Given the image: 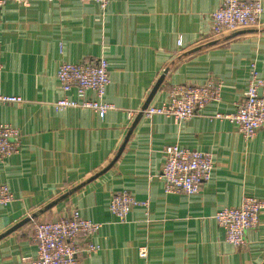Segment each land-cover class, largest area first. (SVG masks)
Listing matches in <instances>:
<instances>
[{"label":"crops","instance_id":"crops-1","mask_svg":"<svg viewBox=\"0 0 264 264\" xmlns=\"http://www.w3.org/2000/svg\"><path fill=\"white\" fill-rule=\"evenodd\" d=\"M222 2L112 0L102 10L95 3L30 0L0 11V93L24 101L0 104V123L21 136L19 152L0 162V184L14 196L0 206V236L34 215L53 221L77 210L101 224L100 251L81 264H264V212L242 249L226 241L214 218L244 197L264 199V130L246 140L229 120L215 117L235 113L253 64L264 78V0L258 26L228 34L215 33L211 21ZM101 58L111 77L104 102L115 109L103 118L83 107L57 108L64 97L59 66ZM163 76L150 105L167 103L176 87L209 80L222 84L221 100L188 122L148 120L142 111ZM66 96L79 104L97 100L91 91L85 99L75 91ZM173 145L213 156L215 170L201 193H165L160 176ZM123 191L149 203L125 223L109 210ZM34 226L30 221L0 239V264L36 256Z\"/></svg>","mask_w":264,"mask_h":264},{"label":"built area","instance_id":"built-area-1","mask_svg":"<svg viewBox=\"0 0 264 264\" xmlns=\"http://www.w3.org/2000/svg\"><path fill=\"white\" fill-rule=\"evenodd\" d=\"M61 1L95 3L100 9L106 10L112 0ZM9 3L26 6L30 0H0V11ZM262 13V0H223L221 7L211 14V21L215 33L228 34L237 29L258 26ZM2 68L0 60V73ZM57 79L64 93V97L55 104L57 108L64 110L83 107L95 111L103 118L115 109L113 105L104 102L111 84L109 63L105 58L93 64L63 62L57 70ZM222 88V84L214 80L199 86L176 87L171 91L167 103L160 107L149 105L142 114L148 120L159 115L182 123L188 122L210 103H218ZM71 91L77 92L82 99L91 91L97 100H84L79 104L67 98V93ZM23 102L21 97L0 93V104ZM215 117L229 120L246 140L253 139L260 130H264V78L260 77L256 64L251 67L247 91L235 113L217 114ZM20 138L17 129L0 123V162L19 152ZM214 170L215 162L211 154L173 145L165 150V164L160 177L166 194L194 196L201 193L203 185L211 180ZM13 200L10 188L0 184V206L6 207ZM141 206L148 210L149 203L139 201L131 193L123 191L112 196L109 210L121 223H125L130 213ZM263 212L264 199L247 196L240 206L223 208L214 218L224 229L226 241L233 247L242 249L247 247L248 231L258 228ZM31 221L35 225L32 242L37 254L29 261L19 264H81L84 258L100 251L101 247L95 242V238L101 224L83 218L77 210L53 221H37L35 218ZM145 253L144 250L142 256H146Z\"/></svg>","mask_w":264,"mask_h":264},{"label":"water","instance_id":"water-1","mask_svg":"<svg viewBox=\"0 0 264 264\" xmlns=\"http://www.w3.org/2000/svg\"><path fill=\"white\" fill-rule=\"evenodd\" d=\"M163 80H164V76L161 78V80L159 81V83L157 84V86L154 88V90H153V92H152V94H151V97L148 99V101H147L146 105L144 106V109H143V110H145V109L150 105V103H151V101H152L154 95L156 94V92L158 91V89L161 87V85H162V83H163ZM130 134H131V133L128 134V137H127L126 141H128V138H129ZM120 152H122V149H121ZM101 174H103V173H101ZM101 174H99V175H97L96 177L92 178L91 181H93V180L96 179V178H99V176H100ZM68 196H69V194L66 195V196H64L63 199L66 198V197H68ZM63 199H62V200H63ZM59 201H60V200H59ZM59 201H56V202L52 203L51 205H49L48 209L51 208V207H53L54 205H57V204L59 203ZM36 216H37V215H34L32 218H35ZM32 218H28V219L24 220L22 223H20L19 225H17L16 227H14L13 229H10L6 234L1 235V236H0V239H2V238H4V237L8 236L9 234L13 233V232L16 231L17 229L21 228L23 225L29 223V222L31 221Z\"/></svg>","mask_w":264,"mask_h":264},{"label":"trees","instance_id":"trees-1","mask_svg":"<svg viewBox=\"0 0 264 264\" xmlns=\"http://www.w3.org/2000/svg\"><path fill=\"white\" fill-rule=\"evenodd\" d=\"M224 230V229H223ZM226 234V233H225Z\"/></svg>","mask_w":264,"mask_h":264}]
</instances>
